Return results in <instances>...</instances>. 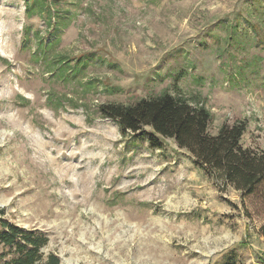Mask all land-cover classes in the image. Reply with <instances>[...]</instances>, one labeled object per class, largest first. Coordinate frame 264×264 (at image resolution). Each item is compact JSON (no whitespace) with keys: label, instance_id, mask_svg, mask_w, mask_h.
<instances>
[{"label":"rangeland","instance_id":"obj_1","mask_svg":"<svg viewBox=\"0 0 264 264\" xmlns=\"http://www.w3.org/2000/svg\"><path fill=\"white\" fill-rule=\"evenodd\" d=\"M59 4L71 23L53 34L26 16L25 0H0V215L47 239L34 264L49 253L60 264H221L230 253L238 264H262L264 180L242 195L172 139L157 147L122 135L94 109L178 86L205 98L210 133L246 120L242 145L264 149V30L252 40L264 0ZM35 30L45 41L60 32L57 50L88 55L80 76L95 87L83 95L78 79L52 78L35 61ZM242 61L251 65L237 75ZM18 255L0 244V264Z\"/></svg>","mask_w":264,"mask_h":264},{"label":"trees","instance_id":"obj_2","mask_svg":"<svg viewBox=\"0 0 264 264\" xmlns=\"http://www.w3.org/2000/svg\"><path fill=\"white\" fill-rule=\"evenodd\" d=\"M59 7V0H25L26 16L37 15L44 21L47 31L53 28V34L56 29L66 28L71 23V16H67L70 12H62ZM26 29L27 39L29 28ZM263 30L262 24L256 22L252 40L255 41L258 33ZM33 36L36 39L35 61H41L46 67L45 70L52 73V78L63 80L64 83L78 79L83 95L95 87L96 82L93 79L83 80L84 76H80L89 62L88 55L72 56L57 50L60 32L53 39L49 36L47 41L39 36L38 30L34 31ZM257 41L263 42L264 38ZM222 55V52H218V57ZM262 59L263 57L257 56L252 62ZM241 63L237 75H241L243 69L251 65L244 61ZM103 88L108 89L107 85H103ZM179 90L177 86L175 93L164 90L129 103L100 102L95 105L94 110L101 118L113 121L122 135L132 133L146 137L152 146L157 147L161 146L160 139H172L179 149L189 153L193 164L207 176L221 179L225 187L230 186L242 195L252 194L264 180V149L242 145L241 137L247 128L246 120H238L230 125L222 124L212 134L209 131L212 113L205 104V98L198 92L185 96ZM63 98L64 96L53 93L48 95V99L53 100L55 106H62ZM69 103L73 107L88 109L85 101L78 103L72 98ZM261 232L264 235V226L261 227ZM46 241L45 237L33 231H24L16 224L5 221L0 215V244L15 245L19 253L7 264H34L41 259L39 249ZM261 263L264 264V260ZM44 264H60V261L58 256L49 253ZM221 264L238 263L234 253H230Z\"/></svg>","mask_w":264,"mask_h":264}]
</instances>
